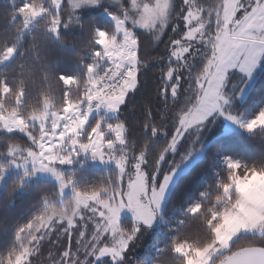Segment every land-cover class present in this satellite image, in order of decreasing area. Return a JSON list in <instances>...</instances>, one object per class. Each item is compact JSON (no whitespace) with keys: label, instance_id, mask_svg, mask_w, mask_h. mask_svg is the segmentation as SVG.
<instances>
[{"label":"snow or ice","instance_id":"1","mask_svg":"<svg viewBox=\"0 0 264 264\" xmlns=\"http://www.w3.org/2000/svg\"><path fill=\"white\" fill-rule=\"evenodd\" d=\"M0 264H264V0H8Z\"/></svg>","mask_w":264,"mask_h":264},{"label":"trees","instance_id":"2","mask_svg":"<svg viewBox=\"0 0 264 264\" xmlns=\"http://www.w3.org/2000/svg\"><path fill=\"white\" fill-rule=\"evenodd\" d=\"M8 0H0V13L3 12L4 7ZM63 67L67 71H71L73 68V65L70 62H65ZM153 74H158L156 70H154V73L149 74V87H154L152 84V79L151 77ZM137 101H140L144 99L143 96H137ZM255 107V106H253ZM133 115H138V113L133 114ZM130 119H133L134 116H130ZM224 124V121L222 122ZM234 134L233 140L224 146V150L226 151H234L238 152L240 155L249 157V158H254L258 156L259 154V143H251L248 140V137L243 134L241 131H232ZM220 134V129L217 127H214L211 131L207 133V138L210 139H215L217 136ZM202 183V177L199 172L194 173L186 182L185 185L183 186L182 191H187V192H194ZM30 200L31 198H27L26 200L22 202H18L17 204V209L14 210L13 215L11 216V219H19L21 214L27 215L29 212V206H30ZM196 224L193 223L191 225V230H195ZM155 236H146L143 238V240L140 242V247L143 249L144 247L150 246L155 242Z\"/></svg>","mask_w":264,"mask_h":264},{"label":"rangeland","instance_id":"3","mask_svg":"<svg viewBox=\"0 0 264 264\" xmlns=\"http://www.w3.org/2000/svg\"><path fill=\"white\" fill-rule=\"evenodd\" d=\"M227 124H228V122L227 121H224V125L226 126ZM232 131H240V130L233 128ZM156 239L157 238H155V242H156Z\"/></svg>","mask_w":264,"mask_h":264}]
</instances>
